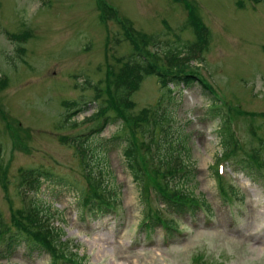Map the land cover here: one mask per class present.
<instances>
[{
  "label": "rangeland",
  "instance_id": "374dc122",
  "mask_svg": "<svg viewBox=\"0 0 264 264\" xmlns=\"http://www.w3.org/2000/svg\"><path fill=\"white\" fill-rule=\"evenodd\" d=\"M105 7L115 9L135 30L153 38L155 45L149 44L147 50L158 54V64L166 63L163 55L168 50L189 57V74L202 75L212 87V98L197 82L189 87L169 84L167 92L155 76H147L131 97L134 105L127 115L138 117L136 148L148 141V154L158 152L161 159L172 155L180 166L185 163L191 177L188 181L178 178L175 184L204 199L212 212L209 220L200 212L192 221L182 218L178 228L184 233L170 243H164L160 229L151 245L143 236L137 238L144 202L127 163L125 142L130 133L124 120L108 122L100 134L85 137L102 122L92 119L100 107L113 114L106 99L105 75L108 65L117 71L116 59L125 61L131 50L120 23L101 18ZM197 32H205L206 41L194 49ZM23 33L30 34L27 40L12 39ZM175 62L172 74L183 64L178 58ZM63 102L74 105L65 108ZM213 104L221 109L215 111ZM158 106L170 117V123L159 127L160 147L139 127L151 123L150 118L141 117V111ZM236 108L247 114L229 124L240 146L230 161L223 156L221 115L229 110L233 117ZM114 135L125 141L106 144ZM74 136L83 146L98 147L99 154L105 155L106 161L92 164L105 170L104 183L119 193L117 214L91 221L82 218V197L88 185L78 149L66 140ZM184 138L187 150L179 154L177 142ZM257 151L262 160L254 157ZM135 155H141L138 149ZM0 159L6 165L7 180L4 186L0 183L4 228L14 230L7 198L19 208L31 197L44 213H40L43 221L51 217V224L64 232L60 241L75 253L73 264H264V3L0 0ZM218 163L224 165L219 175L225 186L233 185L239 200L228 202L219 195ZM22 169H42L52 176L41 179L39 189L23 197ZM27 249L18 246L0 264H50L48 253Z\"/></svg>",
  "mask_w": 264,
  "mask_h": 264
},
{
  "label": "trees",
  "instance_id": "16d2710c",
  "mask_svg": "<svg viewBox=\"0 0 264 264\" xmlns=\"http://www.w3.org/2000/svg\"><path fill=\"white\" fill-rule=\"evenodd\" d=\"M254 2H262L264 0H251ZM104 17V16H103ZM122 28L124 29V38L131 46L130 53L127 59L122 61L121 58L116 59L118 64L117 71L111 69L108 65L109 71L105 75V81L107 79L106 85V99L112 104L113 114H108V109L101 108L98 109L93 120L100 121L103 123L101 126H105L108 122L117 121L123 119L125 122V127L130 133V137L127 138L125 142V153L128 158V165L130 171L132 172L133 180H136L139 184V189L142 193L143 200V215L142 220L137 227L138 236H143L144 240L148 238L152 239L155 231L161 228L165 237L169 240H174L176 236H180L181 232L179 230L180 220L184 217L186 219H194L199 212H204L207 216L211 215V210L206 201L198 196H195L193 192L186 191L179 188L175 181L180 179H190V171L186 172L182 166H180L175 157L172 155L166 157V159L157 158L158 152L151 155L148 154V147L150 146L148 141H143L138 148H136L137 141V121L138 117H130L127 112L133 107L134 103L132 101V95L140 89V86L147 76H155L158 79V83L161 88L171 91L168 88L169 84L174 86L178 84H184L186 87L191 86L193 83L197 82L205 95L210 97L211 91L210 87L205 83L200 77L190 75L184 68H180L175 71L176 74H172L176 64L177 55L173 54L171 56L172 50H168L163 55L166 58V63L158 64V56L155 53L147 50V46L151 44L155 45L152 37L147 36L144 33L136 31L132 26L126 21L122 23ZM156 57V58H155ZM184 74V75H183ZM110 86H112V91L110 92ZM209 92V93H208ZM73 106L74 104H65ZM160 106V103H159ZM159 106L154 110L144 109L141 111V117L150 118L151 123H144L139 126L142 133L149 134V137L153 142L160 147V142L158 141L159 127L162 125L170 123V117L165 109L159 108ZM213 109L216 111L218 106L216 104L212 105ZM219 113V111L217 112ZM236 114H247L243 111L236 110ZM223 118V130L225 138L223 140V145L225 147V156L232 157L234 152L230 151V146L234 145L237 149V143L232 138L227 123ZM96 128V127H95ZM93 128L92 134L98 133L102 130ZM122 131V129H121ZM77 136L72 138H67L69 142L77 141L75 139ZM169 144L167 138L164 141ZM124 139L118 140L117 136L114 135L110 140L106 142H124ZM182 142V144L180 143ZM186 140L177 142L180 146V151H186L185 146ZM234 143V144H233ZM104 149L105 148L100 147ZM136 149L140 152V156L136 157ZM107 151V150H106ZM172 152V150H171ZM76 153L79 157V161L82 164L83 177L85 182H87V190L85 195L82 197L81 206L86 207L89 214L96 220L99 216L104 217L110 213L116 214L117 208L119 207V193L112 189L110 185L104 183L105 170L97 169L95 165H99V161H106L105 155L99 154L98 147L83 146L82 142L78 143V150ZM257 151L255 158L257 160H262ZM173 154V152H172ZM102 158V159H101ZM241 163H244L241 161ZM92 165V166H91ZM264 165V164H263ZM186 167V164L183 163ZM246 167V164H244ZM93 169L97 170V173H93ZM6 169L3 168L0 162V183L4 186L7 182L5 178ZM52 176L50 172L42 169L26 170L22 169L19 173V184L26 187L21 190V194L25 197L27 194L35 193L40 187L41 179H48ZM166 179L163 184L153 179ZM169 180L171 184L167 181ZM148 184V185H147ZM149 189H151L156 198V205L152 206V199L149 196ZM220 195L224 200H227V195L231 194L233 196L237 195V192L232 188H219ZM10 204L11 219L13 222L14 230L9 228H4V223L0 218V260L9 259L18 246L22 245L28 248L26 251L32 252V250L42 251L48 253L51 257L50 264H59L63 262L64 264H73L76 261L75 253L70 252V248L67 243L61 242L60 239L64 236V232L61 228L54 227L51 224V217L46 221H43V216H40L42 210L33 204V200L28 199L23 202L19 208H15L12 205L10 196L7 198ZM45 216V215H44ZM49 220V221H48ZM197 259H200L198 257ZM82 264V263H79ZM201 264V263H198Z\"/></svg>",
  "mask_w": 264,
  "mask_h": 264
}]
</instances>
